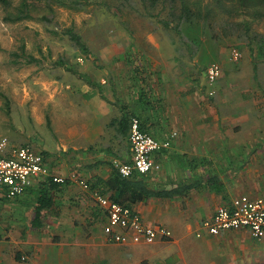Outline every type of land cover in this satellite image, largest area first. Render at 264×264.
I'll list each match as a JSON object with an SVG mask.
<instances>
[{"label": "crops", "instance_id": "0c3cea01", "mask_svg": "<svg viewBox=\"0 0 264 264\" xmlns=\"http://www.w3.org/2000/svg\"><path fill=\"white\" fill-rule=\"evenodd\" d=\"M143 52L147 62L141 63L130 50L110 51L101 56L103 70L87 67L77 75V85H39V104L29 112L50 128L55 143L39 140L38 152L53 175L76 174L87 187L71 180L52 186L35 181L24 196L3 200L0 264H112L116 252L125 264L132 254L151 264H255L258 246L248 230L211 236L201 224L239 196L264 198V144L255 140L264 139L263 127L260 121L248 124L264 104L233 97L207 100L197 86L177 85L174 75ZM132 117L150 135L172 142L154 156L160 169L146 176L150 187L188 188L181 196L131 208L146 226L171 232V238L159 237L151 245L110 242L104 233L107 215L96 197L110 199L105 182L112 165L131 162ZM11 121L18 129L15 119L8 126ZM43 186L52 203L36 220ZM257 252L264 258L262 246Z\"/></svg>", "mask_w": 264, "mask_h": 264}, {"label": "rangeland", "instance_id": "374dc122", "mask_svg": "<svg viewBox=\"0 0 264 264\" xmlns=\"http://www.w3.org/2000/svg\"><path fill=\"white\" fill-rule=\"evenodd\" d=\"M9 1V6L0 2V142L6 138L9 147L32 146L38 151L39 140L54 144L50 128L36 123L29 112L39 104V85H77L82 70L90 66L103 70L101 56L122 48L130 50L134 58L141 57V63L147 62L144 51L150 60L160 62L159 69L174 75L177 85L197 86L207 100L233 97L264 104L263 18L251 20L242 15L230 20L217 12L208 21L185 22L178 33L129 5L124 7L121 0H92L82 10L27 0L34 5L33 18L10 23L6 19L16 13L22 0ZM249 21L248 28L245 22ZM71 33L81 37L91 56L71 40ZM149 37H153L151 42ZM234 50L241 55L238 61L233 59ZM214 63L220 65L222 74L210 82L207 69ZM262 109L260 105L248 124L260 121L264 138V114L258 112ZM13 118L20 124L18 129L12 127L14 121L8 126ZM255 140L264 144V139ZM192 239L197 241L195 235ZM251 240L260 248L257 251L261 246L264 249V240ZM257 251L255 264H264ZM119 256L116 252L112 264H125ZM128 258L126 264H151L141 261L139 255Z\"/></svg>", "mask_w": 264, "mask_h": 264}, {"label": "built area", "instance_id": "2783aa9c", "mask_svg": "<svg viewBox=\"0 0 264 264\" xmlns=\"http://www.w3.org/2000/svg\"><path fill=\"white\" fill-rule=\"evenodd\" d=\"M233 59L241 58L237 50L232 52ZM222 68L212 64L207 69V78L215 82L220 78ZM176 136V135H174ZM131 162H115L114 167L124 177L149 175L160 169L154 159L155 154L171 147V140L160 141L143 130L138 117H132L129 130ZM52 180L58 185L68 181H79L77 175L55 176L47 165L45 156L32 146L9 147L6 138L0 142V201L16 200L24 196L35 181ZM97 201L105 211L108 219L104 233L110 242L122 245L148 244L156 242L159 237L169 239L171 232L163 227L151 228L144 224L140 215L131 208L96 195ZM201 228L211 236L225 231L248 230L256 240L264 239V198L251 199L247 196L235 198L229 205L220 206L215 214L202 222ZM201 237V233L197 235ZM25 258H22L24 261Z\"/></svg>", "mask_w": 264, "mask_h": 264}, {"label": "trees", "instance_id": "16d2710c", "mask_svg": "<svg viewBox=\"0 0 264 264\" xmlns=\"http://www.w3.org/2000/svg\"><path fill=\"white\" fill-rule=\"evenodd\" d=\"M37 1L44 2L46 5L50 4L49 7L57 4L62 7L82 10L88 4H91L92 0ZM0 2L5 6L10 5L9 0H0ZM121 2L124 7L129 5L134 11L136 10L144 16L156 19L164 28L178 33L181 32L180 29L185 22L191 23L193 20L201 18L208 21L217 12L230 20L242 15H247L252 18L251 20L264 19V0H121ZM33 8L34 5L28 3L27 0H22L16 9V13L6 20L10 23L30 20L33 18ZM164 13H166L165 16H163ZM250 22H245L246 27L249 28ZM71 40L76 43L84 54L91 56L88 46L82 42L79 35L71 33ZM262 42L264 48V41ZM112 168V174L105 182L107 191L113 193L110 199L129 208L151 199H171L175 196H181L188 190V188L178 187L168 191H157L150 187L146 175L136 174L127 178L122 176L114 165H112ZM50 181L49 186L56 185L52 180ZM43 189L44 191L40 193L38 206L35 209L36 220L40 219L41 212L48 210L52 203V197L45 191L46 187L43 186Z\"/></svg>", "mask_w": 264, "mask_h": 264}]
</instances>
